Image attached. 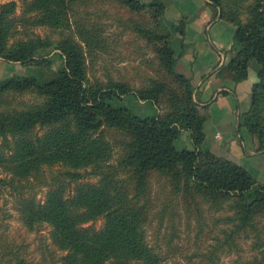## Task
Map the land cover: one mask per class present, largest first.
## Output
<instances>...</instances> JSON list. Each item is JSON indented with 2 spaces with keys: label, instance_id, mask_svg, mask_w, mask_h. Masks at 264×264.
<instances>
[{
  "label": "trees",
  "instance_id": "trees-1",
  "mask_svg": "<svg viewBox=\"0 0 264 264\" xmlns=\"http://www.w3.org/2000/svg\"><path fill=\"white\" fill-rule=\"evenodd\" d=\"M92 1L106 0H24V14L19 17L13 16L15 1L0 6L2 59L46 66L52 53L63 58V67L50 81L16 75L0 78V166L12 175L6 185L21 190L23 219L31 227L51 226L53 244L65 252L58 256L61 264H166L149 244L145 230L151 213L150 181L157 175L191 204L190 209L202 212L200 207L208 203L214 208L227 204L232 211L227 216L231 226L212 247L210 260L218 251L237 248L239 238L253 233L260 251L235 264H264V185L245 167L202 149L205 118L190 78L176 69L164 2L112 0L138 19L133 28L156 47L159 66L171 79L135 89L112 80L89 84L84 46L88 53L105 48L97 22L88 20L93 15L81 10ZM210 1L222 19L235 26L233 55L220 74L238 83L249 77L251 61L258 63L251 105L241 113L239 127L255 136L257 151H264V0ZM19 25L26 33L39 27L48 33L18 37ZM11 94H32L38 101L11 110L7 101ZM128 94L152 102L157 113L141 117L129 107L111 103ZM163 95L170 108L165 113L159 109ZM110 131L126 137L117 164L105 135ZM184 132H189L192 148L178 146ZM56 166L65 171L57 174ZM47 168L52 181L44 202L33 195L24 197L33 188L30 178H42ZM87 176L97 181H81ZM1 183L4 180L0 191ZM72 183H76L73 189ZM99 218L104 220L99 230L85 226ZM16 264L34 263L18 258Z\"/></svg>",
  "mask_w": 264,
  "mask_h": 264
},
{
  "label": "rangeland",
  "instance_id": "rangeland-1",
  "mask_svg": "<svg viewBox=\"0 0 264 264\" xmlns=\"http://www.w3.org/2000/svg\"><path fill=\"white\" fill-rule=\"evenodd\" d=\"M12 1L17 4L13 16L23 15L24 0H0V6ZM94 3L96 1L81 6V10L93 15L88 20L91 23L97 22L101 33L99 37L105 48H98L95 52L88 53V47L84 46L89 84L106 85L112 80L128 83L136 89L148 86L155 80L170 82L171 79L166 76L163 66H159L156 47L146 38L141 37L133 28V20L138 19H132V14L128 9L112 0ZM164 22L166 24L165 20ZM47 33V30L41 27L31 28V32L26 33L24 27L19 25L17 36L26 38L28 34L43 37ZM53 38L58 40L59 37L55 35ZM92 54L95 56H91ZM257 66V61L252 60L251 76L257 77ZM62 67L63 58L59 53H52L51 63L46 66H28L6 61L0 57V78L13 75L29 76L46 82L53 79ZM251 86L252 84L249 85V94ZM168 94L167 91L166 96ZM161 100L160 112H168L170 108L164 95ZM7 101L11 105L8 108L13 110L28 107L31 103L38 101V98L32 94H11L7 97ZM111 103L116 107H129L141 117L154 116L157 113L152 102L141 101L135 94H128L124 98L116 96ZM243 130H245L244 127ZM243 130H241L242 135L245 134ZM105 135L114 148L112 162L117 164L123 153L126 137L113 131ZM189 136V132H184V141H180L178 146L191 148ZM1 145L2 139L0 138ZM55 170L57 174H61L65 168L56 166ZM11 178L12 175L0 166V180L5 182L1 183L0 191V264H16L18 258H25L34 264H61L57 259L61 253L65 254V252L57 250L53 244L51 226L42 223L31 227L27 224L22 217L20 200H18L21 190L14 189L10 184L6 185V180L9 182ZM51 181L49 168L46 169V174L42 178L31 177L30 183L33 188L27 189L24 197L33 195L43 203ZM81 181L96 182L97 177L87 176ZM75 184L72 183V189ZM18 186L20 187L21 184ZM150 188L152 203L149 220L145 225L147 240L162 256L166 264H235L240 260L251 259L260 251L255 248L258 242L256 237L253 233H249L248 237L242 236L238 239L237 248L231 251H218L217 256L210 260L208 254L212 247H216L219 240L224 238V232L231 226L227 220V216L232 212L228 205L224 204L221 208H214L204 203L200 207L202 212H197L189 208L190 203L172 191L165 178L157 175L151 178ZM103 223L104 220L99 218L89 221L85 226H92L93 229L99 230Z\"/></svg>",
  "mask_w": 264,
  "mask_h": 264
},
{
  "label": "crops",
  "instance_id": "crops-1",
  "mask_svg": "<svg viewBox=\"0 0 264 264\" xmlns=\"http://www.w3.org/2000/svg\"><path fill=\"white\" fill-rule=\"evenodd\" d=\"M164 1L176 68L190 78L205 118L202 148L245 167L264 185V151H257L255 136L239 127L241 113L251 105L249 85L257 77L250 74L236 83L220 74L233 55L235 26L221 18L210 0Z\"/></svg>",
  "mask_w": 264,
  "mask_h": 264
}]
</instances>
